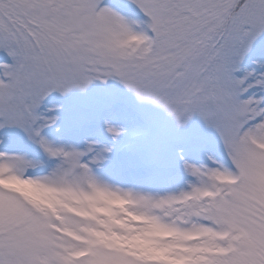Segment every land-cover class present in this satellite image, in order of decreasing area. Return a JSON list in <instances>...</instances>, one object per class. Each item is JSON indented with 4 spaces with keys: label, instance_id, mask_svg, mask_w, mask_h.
I'll return each mask as SVG.
<instances>
[{
    "label": "snow or ice",
    "instance_id": "obj_1",
    "mask_svg": "<svg viewBox=\"0 0 264 264\" xmlns=\"http://www.w3.org/2000/svg\"><path fill=\"white\" fill-rule=\"evenodd\" d=\"M0 264H264V0H0Z\"/></svg>",
    "mask_w": 264,
    "mask_h": 264
}]
</instances>
